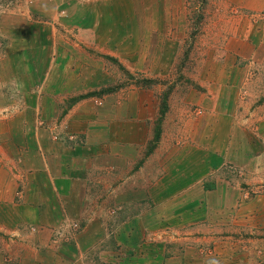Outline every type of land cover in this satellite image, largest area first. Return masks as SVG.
<instances>
[{"label": "crops", "instance_id": "obj_1", "mask_svg": "<svg viewBox=\"0 0 264 264\" xmlns=\"http://www.w3.org/2000/svg\"><path fill=\"white\" fill-rule=\"evenodd\" d=\"M46 1L47 7H64V29L95 37L114 57L184 52L178 33L186 30L189 0ZM43 3L36 1V11ZM78 4L79 22L77 12L71 15ZM221 11L229 21L254 25H240L229 41L211 42V57L221 48L225 65L202 85L199 106L205 113L171 152L162 149L152 90L129 86L68 106L77 90L82 93L78 83L59 81L69 76H57L55 69L20 73L16 49L0 57V264H95L91 247L121 256L109 264L257 261V247L248 248L247 238L262 236L264 198L242 199L223 166L233 157L226 127L238 126L237 95L249 100L247 90L261 84L250 61L264 63V0H223ZM253 15H261V22ZM95 16L96 23L86 22ZM89 60L90 68L103 69ZM137 205V215L121 218ZM74 221L70 235L66 227ZM120 245L131 246L128 256Z\"/></svg>", "mask_w": 264, "mask_h": 264}, {"label": "rangeland", "instance_id": "obj_2", "mask_svg": "<svg viewBox=\"0 0 264 264\" xmlns=\"http://www.w3.org/2000/svg\"><path fill=\"white\" fill-rule=\"evenodd\" d=\"M36 1L0 0L1 59L16 49L18 53L15 57L18 60L16 67L20 73L30 72L31 75L37 70L52 72L55 69V72H58L57 76H69L59 81L64 85L67 84L66 86L70 83H78L82 93L77 90L75 97L68 100L66 104L68 106L86 99L104 98L129 86L152 90L157 98V109L160 110L161 115L156 127L163 131L162 139L165 142H162V149L166 147L169 152L174 149V145L181 142L182 137L188 138L190 130L196 128L191 124H197L196 122L205 113L202 106H199L202 97L199 91L202 90V85L211 81L209 76L212 73L218 75L221 64L225 65L223 62L225 57H219L221 52H217L221 51V48L216 49V57H211L215 48V45L211 46L213 39L220 43L224 38L229 41L235 36L236 28L240 25L241 27L254 25L253 21H229L228 17H224L221 11L223 0H189L186 30L178 33L184 41V52H181L179 57H144V54L140 53L134 56L133 60L126 55L120 57L121 61L110 53H104L102 48L109 51V46L102 47L95 37L88 35L87 38H82L77 30L64 29V23L68 24V15L64 7H47V1L40 0V4L44 2V5H40L36 11L34 7ZM57 1L61 5L68 0ZM75 1L79 3V0ZM85 8L84 10L87 11L91 7L85 6ZM57 9L60 13L55 15L52 11ZM81 9V4L72 7L71 15L77 12L75 21H80ZM254 16L261 22V15ZM88 21L93 25L97 22V17H88L86 22ZM229 31L230 35L227 34ZM90 58L102 63L103 69L99 66L90 68ZM253 58L255 59L250 61L251 72L258 74L256 78L261 84L254 85L253 90H247V98L248 95H252L249 96V100L241 99L246 97L245 93L239 92L237 95L239 109L236 110L234 119L238 126L226 127L230 134L228 147L233 157L223 166V170L228 172L225 175L231 173V178L227 181L238 189L242 199H248L249 202L264 198V138L262 137L264 124H260L264 121V63L258 64V57ZM75 69L79 71L78 77H76L77 72L74 73ZM82 85L88 86L86 92ZM195 92L196 97L193 96ZM221 93L224 95V91ZM239 104H243L247 109ZM191 114L193 120L189 118ZM217 114L219 117L223 116L224 111L219 110ZM240 156L242 158H239ZM261 203L264 211V199ZM139 209L140 206L137 205L133 212L124 213L121 218L133 217L137 215ZM77 222H70L66 227L70 235L75 229L71 228L72 224L75 226ZM261 223L259 234L262 236L247 238L248 248L257 247L256 254L253 255L257 259L254 264H264V218ZM252 225L255 226L256 223ZM251 231L248 228V236H253ZM62 240L69 239L64 236ZM119 248L125 253L122 254L124 256H128L131 251V246L120 245ZM87 251L95 264H109L111 260L121 257L116 252L112 256L101 255L95 247L88 248ZM136 254L133 252L130 257ZM123 258L129 259V257Z\"/></svg>", "mask_w": 264, "mask_h": 264}, {"label": "trees", "instance_id": "obj_3", "mask_svg": "<svg viewBox=\"0 0 264 264\" xmlns=\"http://www.w3.org/2000/svg\"><path fill=\"white\" fill-rule=\"evenodd\" d=\"M166 105V104H165ZM165 105L163 106V111H164V107H165Z\"/></svg>", "mask_w": 264, "mask_h": 264}]
</instances>
